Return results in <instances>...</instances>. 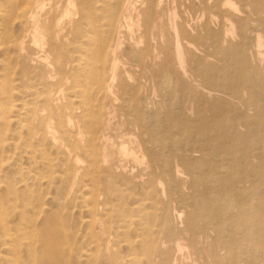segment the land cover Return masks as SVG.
<instances>
[{
    "label": "bare ground",
    "instance_id": "obj_1",
    "mask_svg": "<svg viewBox=\"0 0 264 264\" xmlns=\"http://www.w3.org/2000/svg\"><path fill=\"white\" fill-rule=\"evenodd\" d=\"M0 1V12L19 15L32 29L26 32L32 33L30 43L25 40L23 46L32 52L27 59L33 63L50 68L51 55L60 71L63 45L71 46L70 30L72 58L83 78V90L70 103L83 111L89 169L103 172L109 183L97 191L120 203L129 186L142 188L134 208L140 215L139 253L129 264H264V0ZM45 1L51 2L46 13L55 14L47 26L49 57L42 51L45 18L39 20ZM117 109L122 124L115 126L127 122L136 134H118L114 141L112 134L123 128L111 126ZM95 189L86 190L93 196ZM55 242L49 248L57 252Z\"/></svg>",
    "mask_w": 264,
    "mask_h": 264
},
{
    "label": "rangeland",
    "instance_id": "obj_2",
    "mask_svg": "<svg viewBox=\"0 0 264 264\" xmlns=\"http://www.w3.org/2000/svg\"><path fill=\"white\" fill-rule=\"evenodd\" d=\"M46 2L48 5L46 4ZM45 4V10H43V14L41 13L39 15V20L42 19L41 21H44L43 18H45V24L41 22V25L44 28L43 35L46 36L45 38L43 37V40H45L43 41V43H45H42V51L47 54H42H44L43 56L49 57L50 51L48 52V50L52 43L51 40H49L51 36V30L47 28V26H49L50 19H52L55 14L53 12H51L50 14L46 13V11L49 12L48 7H50L51 2L49 3V1H45ZM0 23V264H110V262L111 264H129L128 260L131 258V256H137L139 253L137 244L140 239L139 235L141 233L138 226L140 215L139 213L134 211V208L137 206L135 202H137L141 198L142 188L139 183L135 186H129L132 189L127 192L128 195L125 197L124 201L120 202L121 204L115 202L114 197H110L106 193L104 194L102 192H99L101 190L97 191L98 189L108 187L109 183L104 182L105 175L103 172L98 174L89 169L90 158L88 156V144L86 143L85 138L87 131L86 127L83 126L81 121V117H83V111L82 109L78 108L77 105L72 106L70 103L71 100H74V98L78 95V91L83 90V78L81 77V73L79 72L81 71L79 70L80 66L78 67L77 62H75L76 59L72 58V56H75L76 54L71 53L73 45L70 42V30L69 45L71 46H69L68 48L67 44L63 45L65 51L62 50L61 58H64V51L66 52L65 59L67 60V51L69 50V59L71 58L72 60H69L70 66H67V68L65 66L66 60H61L63 64L62 68L64 70L61 68L60 72L56 69V66H54L52 62L53 58L51 55L49 57V62L52 63H50V68H46L45 66H43L45 64H42L39 61H37L39 63L38 64L36 61L33 63L32 61L27 59V57L33 58L34 56H29L33 54H31L32 52L28 49L27 46H23L25 44L23 42L26 40L25 42L27 43V45L30 43V34L32 35V33H28L29 31L31 32L32 29L29 28L30 26L28 24L26 28V24L23 23V19H21L19 15L8 16L0 12ZM83 27L84 25L80 27V31L78 30V37L82 35L83 30L85 29ZM25 35H28V37ZM20 44L25 47L23 48L24 51H20ZM47 45L49 46L48 50L46 49ZM27 50L28 55L26 54ZM22 52L24 55L22 54ZM38 54L40 55L41 52L39 51ZM22 55L23 57H20ZM49 69L51 70V72H49ZM57 71L61 75H59ZM39 72L41 73V75ZM53 72L55 73V77L54 75H52L54 74ZM38 73L40 76H37ZM22 75H24L25 79ZM30 75L32 76V78ZM55 78L57 80H55ZM22 79H24L25 81ZM48 80H51L50 82L54 81L53 84L55 85L50 83ZM44 82H49L48 84L50 85L45 84ZM22 85L24 86V88ZM50 95L53 96L51 97ZM48 99L49 103L47 101ZM100 102H104L105 105H107V102H105V100L100 99ZM39 106L41 107V112H38L40 111ZM51 106L55 107L53 108ZM57 106H59L58 109H60V111L57 109ZM113 108L116 109V107L114 106ZM50 109L52 112L50 111ZM62 110L65 111V113ZM58 111L62 113L59 114ZM115 112L113 113L114 119L112 120L111 126L114 130L116 128H123L120 130L116 129V133H113L114 135L112 134V139L116 141V138L113 136H117L118 134H136L127 122L124 123L125 126H115V123L120 124V121H122L119 116V111L118 113L116 112L117 114H115ZM48 114L50 117L48 116ZM51 117L54 119H51ZM55 117H59L57 119L58 121H56ZM47 118L50 120H48ZM59 119L62 121L61 123L59 122ZM114 120L116 121L114 122ZM125 120L126 119H123V121ZM30 123L32 124V126L30 125ZM50 124H53V126L51 127ZM56 124H58V127L56 126ZM60 124H62L63 128H60ZM67 126L68 128L70 127V130L67 129ZM40 128H42L43 130ZM49 128L53 129L50 130ZM29 129L32 130L29 131ZM63 130H65V133ZM49 131L51 132L47 133ZM53 131L57 134L54 138L53 136L55 134ZM83 132H85V134ZM28 133L29 136L31 135L30 138L28 136ZM76 139L78 142H76ZM79 142H81L82 144ZM84 145L85 147H82ZM96 147L100 148V143L96 142ZM74 155H80L79 157H77L78 160H80L79 163H76L74 161V159L76 158ZM85 156H88L89 159ZM112 156L117 157V155ZM80 157L82 158V160L80 159ZM137 168H139V166H137ZM85 171L87 172L86 174L84 173ZM114 178L118 183H122L120 180L121 177H119L118 175ZM91 187L96 188L93 192V196L90 195V193L88 192L89 190H86L90 189ZM21 199H25V201ZM29 199L32 205H30L31 203L29 202ZM86 199H88V201ZM109 201L111 204H109ZM131 204L134 205L131 206ZM114 205L116 207H113ZM8 206H10V209H8ZM14 209L16 210V212ZM107 209L108 211L106 212ZM125 210L127 213H125ZM31 212L33 213V215ZM96 212L99 214H97ZM101 212L102 214H100ZM104 212L106 213L104 214ZM121 215L124 217H122ZM23 217L26 218L24 219ZM30 218H33V220ZM23 219L24 223L22 221L23 224L21 222L20 224L18 221H21ZM51 220L53 221V223L50 224V228L48 224L52 222ZM96 223H101V226H98V224L96 225ZM29 224H32V226ZM47 225L48 228H46ZM56 226H59L60 228H56ZM60 229L63 230L60 231ZM102 229L104 233H102ZM96 231L100 233V235ZM61 235H67V237H63V240ZM13 236L14 238H12ZM49 236L51 237V242L48 238ZM54 237L60 239H55ZM66 239H68V242L66 241L65 244L68 248L70 247L69 249L66 248L64 244ZM53 240H55L56 242ZM98 240L100 242L102 240V242L99 243ZM107 240L108 242H110H105ZM60 241L63 243H61ZM52 242H55L57 244H54V246L56 245L55 247H57V252L55 251L56 248L53 249L54 247ZM48 243L49 245L46 246ZM61 244L64 247H61ZM50 245L53 247L51 248V250L49 248ZM17 247L19 248L17 249ZM91 247L94 248V250ZM27 251L30 254L26 253ZM45 251H48V253H50V257H52V255H55V258L53 257L51 259L50 257H47L48 253H46ZM51 251H53L54 253ZM62 251H64V253H61ZM99 254L101 255V257H98ZM63 257H65V259H63ZM21 259H23V261ZM46 259H48V262H46ZM108 259L110 260V262Z\"/></svg>",
    "mask_w": 264,
    "mask_h": 264
}]
</instances>
